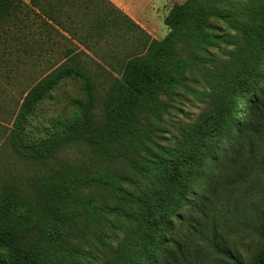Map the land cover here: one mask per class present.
<instances>
[{
  "label": "trees",
  "instance_id": "16d2710c",
  "mask_svg": "<svg viewBox=\"0 0 264 264\" xmlns=\"http://www.w3.org/2000/svg\"><path fill=\"white\" fill-rule=\"evenodd\" d=\"M23 4L0 0V22ZM102 5L100 34L127 26L140 32L143 50L123 61L102 96L92 76L68 62L25 95L9 132L13 153L49 167L65 151L87 150L92 162L59 165L34 180L35 195L25 185H0V248L7 250L0 262L95 264L100 250L104 264H192L190 233L233 264H264V245L247 261L219 240L221 195L255 161L264 132V0L175 3L162 40ZM71 77L84 81L82 121L26 141L29 116ZM182 94L202 104L196 117ZM247 143L250 156L238 167ZM224 164L236 173L227 181Z\"/></svg>",
  "mask_w": 264,
  "mask_h": 264
},
{
  "label": "rangeland",
  "instance_id": "374dc122",
  "mask_svg": "<svg viewBox=\"0 0 264 264\" xmlns=\"http://www.w3.org/2000/svg\"><path fill=\"white\" fill-rule=\"evenodd\" d=\"M72 1L23 0L21 8L0 22V185H25L29 187L28 192L34 195L37 193L36 187L33 189L34 180L47 176L59 165L89 164L92 161L87 150H83L84 156L81 151L70 149L59 154L49 167H44L20 160L13 153L9 132L28 91L61 64L68 62L78 64L87 71L93 78L97 93L102 96L113 75H119L123 61L143 50L137 47L141 42L140 32L127 26L102 33L100 37L89 33L88 24L80 12L83 9L75 8L71 5ZM81 1L87 9L96 3L95 0ZM118 1L115 3L124 10L123 13L139 25L147 37L162 40L169 31L165 23L166 15L175 3L185 0ZM126 6L133 11L129 13ZM75 52H79V56L72 61L70 56ZM250 95V90H247L243 97L245 104ZM179 99L191 116L196 117L200 113L202 104L183 94ZM86 100L82 79H64L29 116L26 141H39L72 123H80V104ZM178 114L185 119L186 116ZM256 147L255 161L241 176L232 179L234 182H229L225 195H221L223 204L219 208L220 212L223 210L219 223L220 242L247 261L253 260L264 245V132ZM250 153V144L247 143L238 167L248 160ZM234 174L229 164L223 165L224 181ZM176 225L180 226L179 223ZM179 228L187 232V225ZM185 241H189L191 247L186 254L192 264L234 263L209 246L208 239L189 233L185 235ZM93 253L97 257L95 264H104L100 250ZM0 254L6 257L7 250L0 248ZM188 263L183 260L180 264ZM0 264L6 263L3 261Z\"/></svg>",
  "mask_w": 264,
  "mask_h": 264
},
{
  "label": "crops",
  "instance_id": "0c3cea01",
  "mask_svg": "<svg viewBox=\"0 0 264 264\" xmlns=\"http://www.w3.org/2000/svg\"><path fill=\"white\" fill-rule=\"evenodd\" d=\"M118 0H102V4L104 6L107 7H116L120 10H122L124 12V10L118 6L115 2H117ZM95 4H93L92 6L90 5V7L87 9V6L85 5L84 1L81 0H74L72 1L73 6H75V8H78L81 12V15L84 16L85 22L88 24V32L91 34H96L100 37V0H95ZM119 2V1H118ZM101 4V5H102ZM102 5V6H103ZM86 8V9H85ZM126 10L129 11V13H131V11H133L132 9H130L129 7H125Z\"/></svg>",
  "mask_w": 264,
  "mask_h": 264
}]
</instances>
